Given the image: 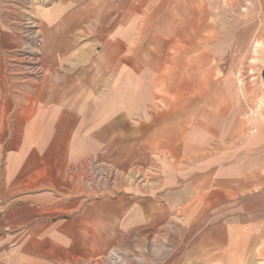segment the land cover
I'll return each mask as SVG.
<instances>
[{"label": "crops", "instance_id": "obj_1", "mask_svg": "<svg viewBox=\"0 0 264 264\" xmlns=\"http://www.w3.org/2000/svg\"><path fill=\"white\" fill-rule=\"evenodd\" d=\"M28 1L0 0V241L19 242L17 264H103L110 249L126 264H264V146H223L216 83L183 88L199 81L191 46L229 51L194 41L209 0ZM234 1L261 17L241 41L250 25L264 44V0Z\"/></svg>", "mask_w": 264, "mask_h": 264}, {"label": "rangeland", "instance_id": "obj_2", "mask_svg": "<svg viewBox=\"0 0 264 264\" xmlns=\"http://www.w3.org/2000/svg\"><path fill=\"white\" fill-rule=\"evenodd\" d=\"M239 2V1H238ZM234 0H209L205 2V11L202 20L210 29L201 35L197 30L193 35L194 41H202L209 38L207 44L209 48L218 49L222 42H226L229 51L209 52L207 48L193 45L191 49V59L193 67H198L199 81L191 82L186 75L183 76V88L187 89L193 85L194 91L204 89V94L208 96L211 88L215 86V104L226 106L224 113L212 115L213 125L216 126L218 142L227 148H232L237 153L247 149H255L258 142L264 146V81L261 78V68L259 60L264 56L263 41L261 31L256 34L254 26L243 28L249 30L245 35L246 39L241 41L243 33L240 31L241 25L247 24L251 18V23L255 24L257 31L261 27V17L241 16L239 14V3ZM234 4V5H233ZM247 7L254 8L250 4ZM202 22V23H204ZM256 37V38H255ZM182 39V38H181ZM189 39L179 40L178 49L170 50V56H178L180 49L185 46ZM250 44H253V57H245ZM182 46V47H181ZM228 56L227 60L226 57ZM222 57V58H221ZM226 60L227 63H224ZM190 65H185L188 70ZM216 76V77H215ZM215 77V80H214ZM202 93V92H201ZM203 97H200V114L203 112ZM260 145V146H261ZM234 154V153H233ZM19 242L14 240L0 241V264H17L15 248Z\"/></svg>", "mask_w": 264, "mask_h": 264}, {"label": "built area", "instance_id": "obj_3", "mask_svg": "<svg viewBox=\"0 0 264 264\" xmlns=\"http://www.w3.org/2000/svg\"><path fill=\"white\" fill-rule=\"evenodd\" d=\"M9 1L15 3L17 8L21 9L23 12H25L28 9V2H29L28 0H9ZM23 22L26 27H30V28L33 27V22L31 17L29 16L25 17ZM28 34L31 35V32H29ZM95 176L97 178H100L101 174L97 171L95 173ZM103 260H104L103 264H126L125 256L116 249L108 250Z\"/></svg>", "mask_w": 264, "mask_h": 264}, {"label": "bare ground", "instance_id": "obj_4", "mask_svg": "<svg viewBox=\"0 0 264 264\" xmlns=\"http://www.w3.org/2000/svg\"><path fill=\"white\" fill-rule=\"evenodd\" d=\"M30 56V55H29ZM25 58V57H24ZM29 60H30V58H29ZM21 62V61H20ZM27 62V61H26ZM32 62V61H31ZM34 68V67H33ZM39 78V77H38Z\"/></svg>", "mask_w": 264, "mask_h": 264}]
</instances>
